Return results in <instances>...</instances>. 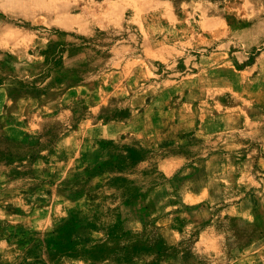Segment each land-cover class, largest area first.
I'll use <instances>...</instances> for the list:
<instances>
[{
  "label": "rangeland",
  "instance_id": "obj_1",
  "mask_svg": "<svg viewBox=\"0 0 264 264\" xmlns=\"http://www.w3.org/2000/svg\"><path fill=\"white\" fill-rule=\"evenodd\" d=\"M68 43L85 45L59 54L85 83L43 99L11 89L46 86L44 52ZM55 124L67 130L36 178L0 165V264H89L49 263L28 240L73 213L110 226L119 207L175 247L158 264H264V0H0V134ZM122 145L146 160L77 177Z\"/></svg>",
  "mask_w": 264,
  "mask_h": 264
},
{
  "label": "trees",
  "instance_id": "obj_2",
  "mask_svg": "<svg viewBox=\"0 0 264 264\" xmlns=\"http://www.w3.org/2000/svg\"><path fill=\"white\" fill-rule=\"evenodd\" d=\"M57 45L54 42V50ZM84 46V43H68L57 50V53L54 51L53 55L50 53L53 45L50 44L44 52L45 63L50 64L51 59L54 58L56 71L53 77L50 76L49 83L44 87H38L18 80L17 85L11 89L19 91L22 95L27 94L43 99L50 96V89L60 91L85 83V77H82L83 73L79 72V68L70 66L65 69V61L59 57V54L64 56L66 52L73 49H84ZM45 130L46 132L34 139L26 137L22 140H12L0 134V165L7 167L6 176L9 179L36 178L35 164L38 160L45 158V151L54 154V148L67 128L55 124ZM118 150L112 162L98 163L99 159H92L82 171L77 173V177L88 180L104 173L124 172V169L119 166L111 167L112 164L121 162L134 165L147 158V151L141 146L122 145L118 147ZM127 197L129 199L126 205L129 206L131 199L135 196L132 194ZM108 213H111L108 216L114 221L110 226L106 225L104 216L101 217L98 213L90 215L73 213L51 232L45 235L36 233L35 237L28 241L35 248L44 247L46 249L43 254L49 263L58 258H68L82 260L89 264H140L142 261L143 264H158L177 254L173 252L175 247L170 245L156 230L148 231L143 221H141L142 230L137 231L130 228V223L138 220V217H132L131 209L109 208ZM94 234H101V236H94Z\"/></svg>",
  "mask_w": 264,
  "mask_h": 264
},
{
  "label": "crops",
  "instance_id": "obj_3",
  "mask_svg": "<svg viewBox=\"0 0 264 264\" xmlns=\"http://www.w3.org/2000/svg\"><path fill=\"white\" fill-rule=\"evenodd\" d=\"M60 141V140H59Z\"/></svg>",
  "mask_w": 264,
  "mask_h": 264
}]
</instances>
